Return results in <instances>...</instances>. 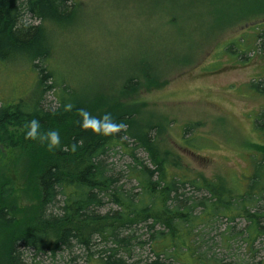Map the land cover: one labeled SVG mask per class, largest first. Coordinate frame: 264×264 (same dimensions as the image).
Wrapping results in <instances>:
<instances>
[{"label": "trees", "instance_id": "1", "mask_svg": "<svg viewBox=\"0 0 264 264\" xmlns=\"http://www.w3.org/2000/svg\"><path fill=\"white\" fill-rule=\"evenodd\" d=\"M78 4L0 0V84L6 87H0V138L22 140L19 132L28 133L35 120L33 153L49 146L50 132L60 135L40 169L33 168L38 208L0 240V264H264V107L254 122L261 142L250 154L249 175L228 181L181 169L164 153L161 160L153 127L143 129L117 110L96 114V99H83L81 85L58 80L54 28L69 27ZM217 46L216 59L247 62L252 53L264 61V22ZM263 80L254 78L251 88L264 93ZM50 93L56 102L47 100ZM108 123L121 127L105 134ZM118 155L129 160H115ZM12 188L4 185L1 197ZM10 205L0 203V230L14 223Z\"/></svg>", "mask_w": 264, "mask_h": 264}, {"label": "rangeland", "instance_id": "2", "mask_svg": "<svg viewBox=\"0 0 264 264\" xmlns=\"http://www.w3.org/2000/svg\"><path fill=\"white\" fill-rule=\"evenodd\" d=\"M263 22L264 0H79L70 26L54 28L51 62L60 82L67 77L85 90L83 99H96V114L117 110L143 129L153 127L161 160L164 153L181 169L229 181L250 174V154L261 142L254 122L264 93L250 84L264 76V61L252 53L247 62L214 54L218 44ZM130 78L138 81L126 90ZM46 98L56 102L54 93ZM19 133L24 139L0 138V190L13 187L0 203L14 207L1 241L34 216L40 195L33 168L52 149L31 153L37 137L27 141Z\"/></svg>", "mask_w": 264, "mask_h": 264}, {"label": "clouds", "instance_id": "3", "mask_svg": "<svg viewBox=\"0 0 264 264\" xmlns=\"http://www.w3.org/2000/svg\"><path fill=\"white\" fill-rule=\"evenodd\" d=\"M105 119L106 120H110V117L109 116H105ZM37 127H38L37 121L33 120L31 122V129L26 134V138L27 137L35 138ZM120 127H121L120 125H116V124H113V123H108V124L104 125V132H105V134H108L109 132H115V131H118ZM93 130L94 131H100V129L95 127V125H93ZM48 137L50 138L49 148H52L53 146L59 144V135H58V133L50 132L48 134Z\"/></svg>", "mask_w": 264, "mask_h": 264}]
</instances>
